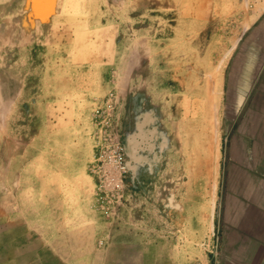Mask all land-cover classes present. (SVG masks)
Listing matches in <instances>:
<instances>
[{"label": "rangeland", "instance_id": "1", "mask_svg": "<svg viewBox=\"0 0 264 264\" xmlns=\"http://www.w3.org/2000/svg\"><path fill=\"white\" fill-rule=\"evenodd\" d=\"M262 19L264 0H0V264H211Z\"/></svg>", "mask_w": 264, "mask_h": 264}, {"label": "crops", "instance_id": "2", "mask_svg": "<svg viewBox=\"0 0 264 264\" xmlns=\"http://www.w3.org/2000/svg\"><path fill=\"white\" fill-rule=\"evenodd\" d=\"M249 86L245 98L230 105L211 264H264V69Z\"/></svg>", "mask_w": 264, "mask_h": 264}, {"label": "bare ground", "instance_id": "3", "mask_svg": "<svg viewBox=\"0 0 264 264\" xmlns=\"http://www.w3.org/2000/svg\"><path fill=\"white\" fill-rule=\"evenodd\" d=\"M187 0H181V4L184 6ZM213 76L207 75L206 80L207 84L202 85V87L199 89L198 93L202 97V101L199 104V110L198 114L196 115V123H199L201 119H203L206 123H208V134L211 136V133L213 132V126H214V108L211 107V105H214V101L217 98L216 94V84L215 82H212ZM216 80V79H215ZM211 103V104H210Z\"/></svg>", "mask_w": 264, "mask_h": 264}]
</instances>
